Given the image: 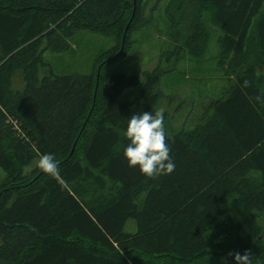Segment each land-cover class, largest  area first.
Here are the masks:
<instances>
[{
	"label": "trees",
	"instance_id": "trees-1",
	"mask_svg": "<svg viewBox=\"0 0 264 264\" xmlns=\"http://www.w3.org/2000/svg\"><path fill=\"white\" fill-rule=\"evenodd\" d=\"M170 5L168 55L201 58L219 31L225 84L187 127L160 109L172 67L109 70L149 22L144 0H0V264H235L247 250L264 264V0ZM79 33L110 46L88 73L55 74L43 51ZM158 110L175 170L149 178L125 133ZM48 153L64 186L38 167Z\"/></svg>",
	"mask_w": 264,
	"mask_h": 264
},
{
	"label": "rangeland",
	"instance_id": "rangeland-1",
	"mask_svg": "<svg viewBox=\"0 0 264 264\" xmlns=\"http://www.w3.org/2000/svg\"><path fill=\"white\" fill-rule=\"evenodd\" d=\"M170 1L144 0L143 16L149 22L130 34L127 55L110 65L109 70L140 73L157 65L172 67L160 80L159 88L163 93L160 109L168 112L171 125L176 126L186 119L187 127L191 126L196 114L204 110V100L218 96L219 89L225 84L216 70L214 59L219 31L214 26H208L211 37L207 53L201 58L190 59L179 53L177 59L172 52L168 55L173 49L166 35L165 10H171ZM110 43L103 36L79 33L69 41L67 50L58 53L43 51L42 60L55 74H86L90 71L96 54L108 48ZM173 59L174 62L171 63ZM187 97H192L193 101L190 103V98ZM3 176L0 170V180ZM132 226L131 221H128L125 228L131 231Z\"/></svg>",
	"mask_w": 264,
	"mask_h": 264
},
{
	"label": "clouds",
	"instance_id": "clouds-1",
	"mask_svg": "<svg viewBox=\"0 0 264 264\" xmlns=\"http://www.w3.org/2000/svg\"><path fill=\"white\" fill-rule=\"evenodd\" d=\"M247 81L245 85L247 86ZM125 136L129 144L124 149V156L129 167L139 168L141 174L149 178L171 174L175 170V164L170 157V149L167 144L168 136L164 126V114L162 110L133 114L127 125ZM38 167L48 176L56 179L61 186L64 181L60 175L59 166L50 153L40 156ZM235 264H252L251 250L243 254L230 252ZM259 264V261H257Z\"/></svg>",
	"mask_w": 264,
	"mask_h": 264
}]
</instances>
